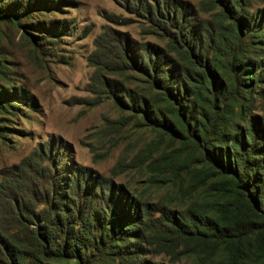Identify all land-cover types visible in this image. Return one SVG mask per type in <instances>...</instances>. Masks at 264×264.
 I'll return each mask as SVG.
<instances>
[{
  "label": "rangeland",
  "instance_id": "obj_1",
  "mask_svg": "<svg viewBox=\"0 0 264 264\" xmlns=\"http://www.w3.org/2000/svg\"><path fill=\"white\" fill-rule=\"evenodd\" d=\"M240 138L264 144V0H0V235L42 232V262H198L181 222Z\"/></svg>",
  "mask_w": 264,
  "mask_h": 264
},
{
  "label": "trees",
  "instance_id": "obj_2",
  "mask_svg": "<svg viewBox=\"0 0 264 264\" xmlns=\"http://www.w3.org/2000/svg\"><path fill=\"white\" fill-rule=\"evenodd\" d=\"M214 157L221 178L213 182V188L224 200L210 206L214 216H208L207 223L190 227L191 217L181 222L185 247L190 245L188 253L198 259L194 264H264V144H248L240 138L238 148L230 151L225 146ZM22 202V196H15L6 203L9 221L16 227L26 224L18 212ZM24 230L23 234L9 231L6 237L0 235L4 256L0 264H49L40 260L50 252L46 245L49 238L35 229Z\"/></svg>",
  "mask_w": 264,
  "mask_h": 264
}]
</instances>
